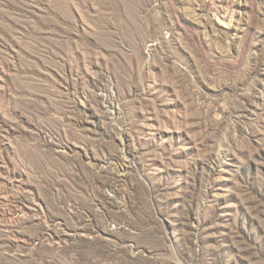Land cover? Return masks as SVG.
<instances>
[{
	"label": "rangeland",
	"instance_id": "obj_1",
	"mask_svg": "<svg viewBox=\"0 0 264 264\" xmlns=\"http://www.w3.org/2000/svg\"><path fill=\"white\" fill-rule=\"evenodd\" d=\"M0 264H264V0H0Z\"/></svg>",
	"mask_w": 264,
	"mask_h": 264
}]
</instances>
